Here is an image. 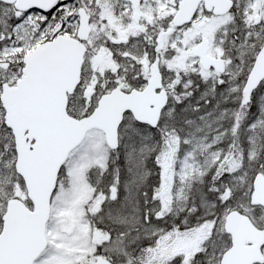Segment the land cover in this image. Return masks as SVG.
Segmentation results:
<instances>
[{
	"label": "snow or ice",
	"instance_id": "obj_1",
	"mask_svg": "<svg viewBox=\"0 0 264 264\" xmlns=\"http://www.w3.org/2000/svg\"><path fill=\"white\" fill-rule=\"evenodd\" d=\"M0 264H264V0H0Z\"/></svg>",
	"mask_w": 264,
	"mask_h": 264
}]
</instances>
